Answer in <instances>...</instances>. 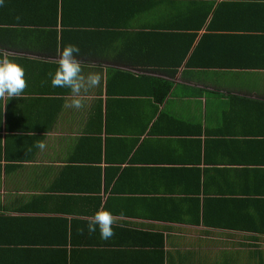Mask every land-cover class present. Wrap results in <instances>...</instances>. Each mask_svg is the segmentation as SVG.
Returning a JSON list of instances; mask_svg holds the SVG:
<instances>
[{
  "label": "crops",
  "instance_id": "crops-1",
  "mask_svg": "<svg viewBox=\"0 0 264 264\" xmlns=\"http://www.w3.org/2000/svg\"><path fill=\"white\" fill-rule=\"evenodd\" d=\"M205 2L0 5V57L27 81L0 100V264H264V0H216L194 30ZM96 23L120 42L86 41ZM68 44L102 77L81 109L51 86ZM100 209L108 240L86 229Z\"/></svg>",
  "mask_w": 264,
  "mask_h": 264
},
{
  "label": "clouds",
  "instance_id": "clouds-1",
  "mask_svg": "<svg viewBox=\"0 0 264 264\" xmlns=\"http://www.w3.org/2000/svg\"><path fill=\"white\" fill-rule=\"evenodd\" d=\"M3 2L4 0H0V5ZM57 51L59 55L57 68L54 73H49L51 86L68 89L72 99L66 107L81 109L85 106L90 90L101 86L102 77L96 72L84 74L80 62L76 59L81 52L78 45L68 44ZM26 87L25 68L6 55L0 57V100L10 101L13 97H23ZM34 146L41 152L47 147L43 141L35 142ZM114 223L115 218L112 212L100 209L88 221L86 229L89 234L99 231L100 238L108 240L115 235ZM80 231L83 233L84 229Z\"/></svg>",
  "mask_w": 264,
  "mask_h": 264
},
{
  "label": "trees",
  "instance_id": "trees-1",
  "mask_svg": "<svg viewBox=\"0 0 264 264\" xmlns=\"http://www.w3.org/2000/svg\"><path fill=\"white\" fill-rule=\"evenodd\" d=\"M215 4H216V0H206V2L203 3L204 12L202 14V18L200 20V24L198 26H196L195 28H193L194 30H199V29L202 28V26H204V24L206 23L208 17L210 16V14L212 13V11L214 9ZM106 25H108V24H106ZM186 27H189V26H186ZM74 28H77V27H74ZM84 28L88 29V32H85V34H87L86 35V41H88V39H90V40H92V42L97 43L96 45L99 44L101 48H106V47L108 48V47L111 46V44L113 46L114 43L116 45L118 41L120 42L119 39H121V36H122V33H123L122 31H110L109 33L111 35L110 36H109V34L107 35V32H108L109 28H111L110 26H109V28L107 27V32H105V31H95V30H104V24L103 23H96V24H94V25H92L90 27H84ZM181 29H183V28H181ZM79 30H81V29L80 28L77 29V30H74V29L73 30H69V29H67L64 34H66V33H81ZM195 32H197V31H195ZM159 34L163 35L162 32L159 33ZM181 34H185V33H181V32L180 33H176L175 31L170 30V31L167 32V34H164V35H168L169 37H175V36H182ZM80 35L76 36L77 40H79V37H81V38L84 37V36H80ZM157 37H160V39H163V36H157ZM196 38H197V33L191 35V40H190V42H188L189 45L185 49L186 50L185 53L184 54L183 53L179 54L178 60L176 61L175 65H173L174 67H171V68H173L171 72H168V70L163 69L165 67H158L159 68L158 70H160V72H162V73L164 72L165 74L176 75V73L178 71V68L180 66H182V64L184 63V61L186 59V55L191 50L192 44H194ZM182 39H183V37H182ZM167 64H168V62H166V66H167ZM191 64H194V63L191 60H189L187 62V65H191ZM157 65L158 66H163L161 62L157 63ZM161 85L163 86V88H166L165 90H163V91H166V92H163L162 96L160 97V100L163 102L165 97H166V95L168 94L169 89L172 86H171L170 83H165V82L161 83Z\"/></svg>",
  "mask_w": 264,
  "mask_h": 264
}]
</instances>
